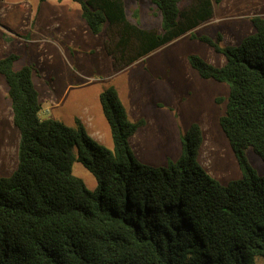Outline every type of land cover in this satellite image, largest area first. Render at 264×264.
Wrapping results in <instances>:
<instances>
[{
  "label": "trees",
  "instance_id": "1",
  "mask_svg": "<svg viewBox=\"0 0 264 264\" xmlns=\"http://www.w3.org/2000/svg\"><path fill=\"white\" fill-rule=\"evenodd\" d=\"M1 1V0H0ZM43 1V0H41ZM115 71L192 31L222 0H149L160 31L142 29L139 11L123 0H71ZM138 1V0H135ZM236 46L201 41L225 58L218 67L189 54L203 80L227 86L219 126L241 178L226 185L198 162L201 127L180 138V156L166 167L140 163L130 139L145 122H132L114 88L99 94L113 149L95 142L79 120L74 127L42 119L35 68L15 69L17 54L0 58L12 122L19 132L17 167L0 177V264H255L264 260V176L246 150L264 163V17ZM222 99H217L221 103ZM77 162L95 179L94 190L73 175Z\"/></svg>",
  "mask_w": 264,
  "mask_h": 264
},
{
  "label": "rangeland",
  "instance_id": "2",
  "mask_svg": "<svg viewBox=\"0 0 264 264\" xmlns=\"http://www.w3.org/2000/svg\"><path fill=\"white\" fill-rule=\"evenodd\" d=\"M126 14L139 11L141 27L156 24L150 16L149 0H123ZM192 0H183L179 8ZM264 17V0H223L214 6V15L200 26L156 49L116 72L103 48L104 33L93 35L80 16V6L71 0H1L0 58L20 56L15 69L35 68L33 81L39 93L42 119L57 120L69 127L79 120L87 134L99 145L112 150L108 124L98 97L114 88L125 107L128 119H143L145 124L130 139L135 158L142 164L166 167L180 156V138L197 123L203 142L198 162L223 185L241 178V172L227 139L219 126L224 114L228 89L225 84L203 80L190 68L189 54L222 66L224 56L201 41L220 46H236L253 33L251 18ZM149 19L154 20L150 22ZM217 99H222L217 103ZM19 132L12 122L6 86L0 76V177L17 167ZM248 162L261 176L264 163L246 150ZM72 173L86 187L97 183L83 166L74 162ZM255 264H264L260 257Z\"/></svg>",
  "mask_w": 264,
  "mask_h": 264
},
{
  "label": "crops",
  "instance_id": "3",
  "mask_svg": "<svg viewBox=\"0 0 264 264\" xmlns=\"http://www.w3.org/2000/svg\"><path fill=\"white\" fill-rule=\"evenodd\" d=\"M222 1H223V0H222ZM149 11H150V8H149ZM127 16H128V15H127ZM150 16H151L154 20H157V22H156L155 25H153L152 27L147 28V29H156V30L160 31V16H159V15L156 16L154 11L151 13ZM128 17H129V16H128ZM139 20H140V24H141V18H139ZM154 20L151 21V19H149L150 22H154ZM140 27H141V25H140ZM141 28H142V27H141ZM142 29H144V28H142ZM105 39H106V37H105ZM105 39H104V41H105ZM111 61H112V60H111ZM112 64H113V61H112ZM120 71H121V70H120ZM116 72H118V71H116ZM118 96H119V95H118ZM126 112H127V111H126ZM127 116H128V114H127Z\"/></svg>",
  "mask_w": 264,
  "mask_h": 264
},
{
  "label": "built area",
  "instance_id": "4",
  "mask_svg": "<svg viewBox=\"0 0 264 264\" xmlns=\"http://www.w3.org/2000/svg\"><path fill=\"white\" fill-rule=\"evenodd\" d=\"M41 113H47V112H42V110H41Z\"/></svg>",
  "mask_w": 264,
  "mask_h": 264
}]
</instances>
